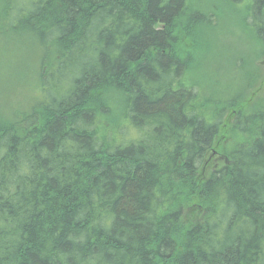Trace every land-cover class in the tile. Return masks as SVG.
<instances>
[{"label":"trees","instance_id":"1","mask_svg":"<svg viewBox=\"0 0 264 264\" xmlns=\"http://www.w3.org/2000/svg\"><path fill=\"white\" fill-rule=\"evenodd\" d=\"M26 1L18 19L40 33L48 15L77 57L44 113L35 97L23 108L1 95L0 264H264V104L220 88L210 55H192L200 24L210 28L199 53L217 44L216 4ZM223 1L242 9L264 54V0ZM8 14L0 62L15 39ZM216 152L224 161L207 167Z\"/></svg>","mask_w":264,"mask_h":264},{"label":"rangeland","instance_id":"2","mask_svg":"<svg viewBox=\"0 0 264 264\" xmlns=\"http://www.w3.org/2000/svg\"><path fill=\"white\" fill-rule=\"evenodd\" d=\"M210 2L215 3L217 6V12L212 16L213 24L216 18L221 21V23L216 21L215 24V41L217 44L211 43L208 48L203 49L199 53L206 39L205 34L204 37L202 33L210 28L205 26L206 23L200 24L195 28V33H193L194 39L198 36L200 39L192 55L194 57H200L201 54L202 56L210 55L207 58L206 64L208 67L206 69L209 68L210 72L214 74L211 77L215 76L217 78L220 88L233 84L235 89L241 88L238 100L249 99L251 103L255 104L254 106L259 102L264 104V54H260L262 47L254 38L252 27L241 23V18H243L244 14L242 9H234L224 3L223 0H210ZM28 7L29 4L26 0H0V13L9 12L8 16L11 23L17 17L19 8L26 9ZM8 9L10 10L8 11ZM47 16L43 18V29L40 33L32 30V26L35 25L34 21L28 19L19 20L17 17V26L14 30L15 39L8 45L7 56L3 57L2 62H0V68L6 75L11 67V73H14L13 80L8 83L7 80L0 81V98L2 95L11 102L10 105L24 108L35 97L32 111L38 114L44 113L47 105L51 104L52 100L59 101L58 97L62 96L66 87L71 85L74 74H70L68 68L73 58L77 57L76 50L69 49L65 40L56 36L55 27H52L53 21H50ZM25 41L29 43H25ZM194 41L189 39V44L192 45ZM211 41L213 42V37ZM37 46H39L38 66L35 68ZM215 49H219V52ZM51 53L58 55L60 61L52 62ZM9 57H11L12 65H9ZM14 57H16L17 61L21 60V64L17 63L20 71L21 68L26 71L28 64H31L28 75L18 72ZM231 58H235L241 63L238 61L235 65H232L230 63ZM243 69L253 72L250 79ZM202 83L204 84L205 82L202 80ZM58 84L62 85V89L57 94ZM222 91L227 92L230 90ZM123 103L124 101H121L122 108H124ZM129 128L126 126L125 131H128ZM225 130L229 135L222 134L224 138L219 139L217 141L218 145H216L219 146V149L227 144L230 139V133H232L230 126L226 127ZM131 135L132 133H129L127 136ZM219 149L216 150L218 151ZM222 156L223 153L216 152L213 156L207 158L205 165L207 167H216V165L224 161Z\"/></svg>","mask_w":264,"mask_h":264}]
</instances>
